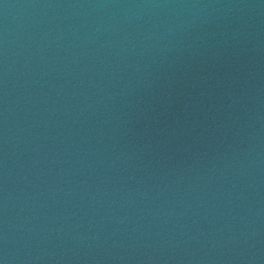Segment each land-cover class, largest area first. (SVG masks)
Instances as JSON below:
<instances>
[{"label": "water", "instance_id": "1", "mask_svg": "<svg viewBox=\"0 0 264 264\" xmlns=\"http://www.w3.org/2000/svg\"><path fill=\"white\" fill-rule=\"evenodd\" d=\"M0 264H264V0H0Z\"/></svg>", "mask_w": 264, "mask_h": 264}]
</instances>
